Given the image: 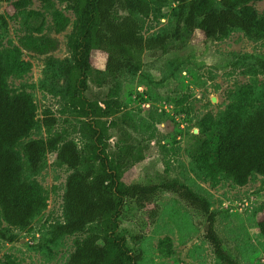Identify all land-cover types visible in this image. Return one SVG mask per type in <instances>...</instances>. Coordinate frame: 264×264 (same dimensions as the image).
I'll use <instances>...</instances> for the list:
<instances>
[{"label": "rangeland", "instance_id": "rangeland-1", "mask_svg": "<svg viewBox=\"0 0 264 264\" xmlns=\"http://www.w3.org/2000/svg\"><path fill=\"white\" fill-rule=\"evenodd\" d=\"M14 1L0 2V50L19 47L20 40L26 37L56 42L55 50L42 55L22 50L21 58L31 64L30 70L12 74L7 80L11 94H29L37 106L36 126L15 149L23 156L27 142L48 138L42 124L45 110L56 119L52 133L63 134L80 149L84 145L78 134L80 119L67 106L70 82L64 71V67L72 63L67 43L75 17L63 3L50 0L53 9L69 19L65 30L57 32L52 8L33 1L27 7L17 9L13 6ZM250 6L258 17H264V0L253 1ZM173 7L170 0L154 5L150 16L142 21V36L173 33ZM31 11L43 16L41 33L29 27V24L36 25V21L27 19ZM180 36L181 39L174 40L175 50L167 54L145 52L136 72L123 74L112 83L102 82V76L92 73L83 97L100 105L106 99L120 104L112 117L117 126L106 133L107 150L114 151L117 143H132L142 155L141 160L126 164L120 170L123 183L146 185L178 180L208 201L215 214V232L223 249L235 261L264 264V238L257 229V222L264 217L263 177L253 174L244 186L224 178L214 184L196 169L191 159V153L200 144L198 139H206L210 134L199 133L198 125L202 120H217L245 87H251L257 94L264 91V75L247 74L246 65L250 60L244 58L264 59V39L249 40L237 31L220 41L204 39L199 31L189 37L181 33ZM105 61L104 53L91 51L93 70L103 71ZM258 98L253 97V102L258 103ZM123 115L136 124V131L120 121ZM122 131L125 134L122 135ZM127 135L130 138L125 137ZM210 145L213 148L214 141ZM22 159L23 178L34 179L42 186L47 207L23 231L10 228L0 214V231L8 230L16 236L12 242L0 238V264L6 261L11 264H67L74 250V240L81 235L52 241L49 232L63 219L62 196L69 170L57 164L54 152H48L45 166L32 176L27 172L25 158ZM131 208H124L125 217L119 218L118 233L125 238L130 252L140 256L136 264H221L204 238L206 219L177 195L162 193L144 208ZM153 212V218L149 217ZM140 217L145 220L144 228L137 223ZM165 238L170 241L167 257L159 253V242Z\"/></svg>", "mask_w": 264, "mask_h": 264}, {"label": "trees", "instance_id": "trees-1", "mask_svg": "<svg viewBox=\"0 0 264 264\" xmlns=\"http://www.w3.org/2000/svg\"><path fill=\"white\" fill-rule=\"evenodd\" d=\"M33 1L52 8L57 32L65 30L69 19L53 9L50 0H16L13 6L21 9ZM57 1L75 17L67 43L72 63L67 64L64 71L70 82L67 106L80 119L78 134L84 145L79 149L63 134L52 133L56 119L45 110L42 124L48 138L27 142L21 156L15 146L36 126L37 106L29 94H11L7 80L12 74L30 70L31 64L21 58L22 50L42 55L55 50L56 42L26 37L20 40L19 47L0 50V214L4 222L10 228L23 231L46 209L47 196L42 186L34 179L23 178L22 157L27 162V172L36 176L45 166L46 154L54 152L57 164L65 166L69 175L62 196L63 219L51 227L50 239L56 241L64 236L81 235L74 240V250L67 264H136L140 256L130 252L125 238L118 233L119 218L125 217V207L144 208L162 193L177 195L206 219L204 238L221 264H241L223 249L214 229L215 214L205 198L178 180L146 185H127L121 181L123 166L141 160L142 155L132 143H117L114 151L107 150L106 133L117 126L112 117L120 104L106 99L100 105L84 98L83 92L92 73L102 76V82L112 83L123 74L136 72L145 52L167 54L175 50L174 40L181 39L180 33L189 37L199 31L204 39L220 41L237 31L249 40L264 39V17H258L250 6L251 2L260 0H170L174 4L171 15L175 18V30L171 34L162 32L149 37L141 34L142 21L150 16L154 5L168 0ZM27 17L29 21H36V25L29 24L31 30L41 33L43 16L31 11ZM179 44L181 47L182 41ZM93 50L106 55L103 71L93 70L90 65ZM244 58L250 60L246 65L247 74L264 75V59ZM255 96L259 97L258 103L253 102ZM263 97L264 91L257 94L251 87H245L217 120L206 118L199 123V133L210 134L206 139H198L200 144L191 153V159L196 169L214 184L224 178L244 186L253 174L264 179ZM120 121L128 129L137 130L136 124L126 115ZM125 137L130 138L129 135ZM154 214L150 213L149 217L153 218ZM137 223L144 228L143 218H138ZM257 229L264 238V217L257 222ZM9 232L0 231V238L14 241L15 234ZM159 248L164 257L170 255L169 239L161 240Z\"/></svg>", "mask_w": 264, "mask_h": 264}]
</instances>
